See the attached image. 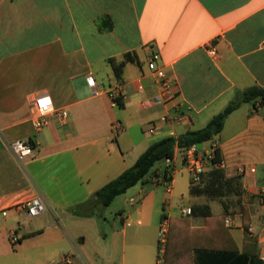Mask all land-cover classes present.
I'll use <instances>...</instances> for the list:
<instances>
[{
	"label": "crops",
	"instance_id": "crops-1",
	"mask_svg": "<svg viewBox=\"0 0 264 264\" xmlns=\"http://www.w3.org/2000/svg\"><path fill=\"white\" fill-rule=\"evenodd\" d=\"M209 45L218 60L205 53ZM153 51L176 84L173 105L152 103L158 86L146 62ZM126 54L131 61L117 79L111 60ZM253 86L264 88V0H0V264H63L69 254L72 264H155L163 216L174 220L168 264H264V105L253 110L257 102L242 104L216 137L196 145L204 155L218 152L226 178L240 176L238 207L247 210L249 236L232 198L191 194L190 186L187 205L175 203L172 191L159 197L130 188L119 196L130 204L116 210L121 227L103 222L104 211L70 213L129 168L135 148L144 146L137 159L164 137L202 129ZM116 87L122 107L107 93ZM42 95L53 111L36 130L32 102ZM175 104L189 120L159 123ZM16 141L32 142L23 163L8 147ZM177 155L182 163L178 150L172 163ZM35 195L45 212L28 218L22 206ZM185 208L190 216L181 215Z\"/></svg>",
	"mask_w": 264,
	"mask_h": 264
},
{
	"label": "trees",
	"instance_id": "trees-1",
	"mask_svg": "<svg viewBox=\"0 0 264 264\" xmlns=\"http://www.w3.org/2000/svg\"><path fill=\"white\" fill-rule=\"evenodd\" d=\"M111 29V25L108 27ZM131 59L126 54L124 60L116 63L111 60L114 74L117 79L120 78L122 69L127 62ZM256 102L264 104V88L256 86L244 89L238 92L235 99L232 100L221 112L213 116L205 127L199 130H188L177 137L169 136L164 137L152 143L147 149L136 159L134 164L124 170L117 178L111 180L93 196L83 204H80L71 210V214L78 218H89L92 216H102L105 208L109 207L115 198L123 195L127 190L134 187L138 183H147L157 175V170H153L156 163L165 159L173 160L176 150L184 152L192 145H199L212 140L223 129L227 117L237 110L242 104L250 103L253 106ZM116 105L122 107L120 99L117 100ZM32 145V142H29ZM219 162L218 152L214 151V158L211 163L216 164ZM172 171L171 167H166L162 172L166 175ZM242 192V184L240 176L226 178L221 169L211 168L203 175L202 182L197 187L190 186L191 194L208 195L216 198H226L231 196L232 199L238 197ZM264 202V199H263ZM243 214L242 226L244 233L249 236V220L247 217V210L242 207ZM209 214L207 213V216ZM176 222V221H175ZM174 220L169 222V230L167 236V244L164 256V264L170 261V234L171 226ZM232 242V240H231Z\"/></svg>",
	"mask_w": 264,
	"mask_h": 264
},
{
	"label": "built area",
	"instance_id": "built-area-1",
	"mask_svg": "<svg viewBox=\"0 0 264 264\" xmlns=\"http://www.w3.org/2000/svg\"><path fill=\"white\" fill-rule=\"evenodd\" d=\"M205 53L212 60H218L220 55L218 54L215 46L209 45L205 49ZM159 55L157 52H152L146 62L147 70L153 77L156 85L158 86V92L153 96L152 103L160 106H167L168 104H172L174 99L177 96V92L175 89V82L169 79L164 71V67L159 65ZM87 85L90 88H95V81L91 75L87 76ZM141 89V87H140ZM111 101L116 104L119 99V90L116 88H109L107 91ZM99 93L94 89L93 95H98ZM173 105V104H172ZM32 107L34 110V127L36 130H41L47 124L46 117L53 111V102L50 96L42 95L38 96L33 102ZM261 106L259 104L255 105V109H259ZM175 113L173 115L166 114L159 119V123L161 124H178L182 123L186 120H189L187 116L181 114L178 109L179 105L175 104L174 107ZM67 112L61 111L58 114L60 121H64L67 118ZM155 124L151 126L149 129V133H153L155 130ZM9 150L11 154L22 161L26 158H29L33 155V146L29 142L16 141L9 144ZM214 158V150L209 155L201 154L196 150V146H190L183 154L182 163L186 171L190 175V186L197 187L201 184L203 175L206 171V160L211 163ZM164 163L169 168L172 164V160L165 159ZM215 168L222 169L223 166L221 163H216ZM244 166H240L237 169L238 175H243L245 172ZM250 173H254V169H249ZM172 177L173 171H170L168 174H164L163 172L158 171L157 175L152 178L153 183L156 185H165V190L167 194H170L172 191ZM132 201V200H131ZM22 209L26 211V216L28 218L37 217L45 212V207L42 202V199L39 195H35L30 198L27 202H25L22 206ZM180 213L182 216H190L192 211L190 208L181 209ZM235 218L234 216H228L225 219V225L231 227L234 224ZM169 230V219L166 216H163L159 222L158 232H157V257L155 264H164V256L167 244V236ZM11 243L15 244L18 242V239L15 236L10 238ZM260 246L264 251V239H259ZM73 254L66 255L62 258L63 264H72Z\"/></svg>",
	"mask_w": 264,
	"mask_h": 264
},
{
	"label": "rangeland",
	"instance_id": "rangeland-1",
	"mask_svg": "<svg viewBox=\"0 0 264 264\" xmlns=\"http://www.w3.org/2000/svg\"><path fill=\"white\" fill-rule=\"evenodd\" d=\"M257 103L259 104V106L262 105L260 102H257ZM253 110H256V109H254V107H253ZM119 133H120V131H119ZM198 146L200 147V145H198ZM143 149H144V146H142V147L138 146L127 156L128 167H131L134 164V161L136 159L135 157H137L139 155L138 153H141L143 151ZM25 160L26 159L22 160V163L25 162ZM205 163H206L205 165L207 168L209 167L210 164H212L207 160ZM166 167H167L166 164L163 161H161V162H158L155 164V166L153 167V170H158V171L162 172ZM170 167L173 171V175H174V178L176 180L175 186L173 187V185H172V194L174 195L175 200H176L175 203L178 202L179 204L187 205L188 204V198H189L188 188L190 186V183H189L190 175L186 171L184 165L181 163L180 155H177L176 160L174 161V163L171 164ZM20 171L25 172V169L23 168V166H20ZM140 186H145V189H147V190H151V189L156 190L159 197H162L163 195L168 196V194L166 193V190H165V185L156 186L153 182H151V183L148 182V183H145L143 185V183L140 182V183L136 184L134 187L139 188ZM127 198L128 197H126V200H125L124 197H119V199H116L113 203H111V205L109 207L105 208L104 212H105L106 221H103V222H106V224H108V226L112 223H115V224H117V226L121 227L120 220L118 218H116V214H117L116 210L119 209V207H124L125 209H129L130 204L127 202ZM228 198H232V197L229 196ZM230 202H232V205H234V207H236L234 209H236V210L239 209L238 202L235 203L236 198L230 199L229 203ZM159 210L162 212L161 206H159ZM163 212H164V210H163ZM233 213H234V211H233ZM233 213H232V215H234ZM102 228H103V230H106V225H102ZM25 240H28V236H25L23 238V241H25ZM27 242H29V241H26L25 244H27ZM18 246H19L18 242L15 244H11V248H14V249H16Z\"/></svg>",
	"mask_w": 264,
	"mask_h": 264
}]
</instances>
